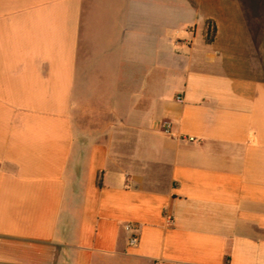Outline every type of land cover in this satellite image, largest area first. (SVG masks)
<instances>
[{
  "label": "crops",
  "instance_id": "1",
  "mask_svg": "<svg viewBox=\"0 0 264 264\" xmlns=\"http://www.w3.org/2000/svg\"><path fill=\"white\" fill-rule=\"evenodd\" d=\"M0 264H264V0H0Z\"/></svg>",
  "mask_w": 264,
  "mask_h": 264
},
{
  "label": "trees",
  "instance_id": "2",
  "mask_svg": "<svg viewBox=\"0 0 264 264\" xmlns=\"http://www.w3.org/2000/svg\"><path fill=\"white\" fill-rule=\"evenodd\" d=\"M215 34H216V27L212 25L210 21H208L204 33L206 44H211L214 41Z\"/></svg>",
  "mask_w": 264,
  "mask_h": 264
},
{
  "label": "built area",
  "instance_id": "3",
  "mask_svg": "<svg viewBox=\"0 0 264 264\" xmlns=\"http://www.w3.org/2000/svg\"><path fill=\"white\" fill-rule=\"evenodd\" d=\"M178 101L181 102L182 99H181V98H178ZM165 128H166V129H169V128H170V125L167 124V125L165 126ZM126 230H127V231H131V230H132V227H131V226H126ZM137 242H138V237H137V236H132V237L130 238V240H129L130 245H135V244H137Z\"/></svg>",
  "mask_w": 264,
  "mask_h": 264
}]
</instances>
